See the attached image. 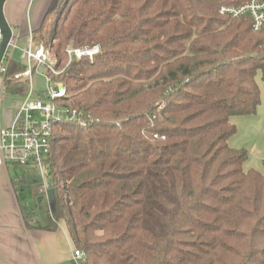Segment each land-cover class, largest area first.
Wrapping results in <instances>:
<instances>
[{"label": "trees", "instance_id": "16d2710c", "mask_svg": "<svg viewBox=\"0 0 264 264\" xmlns=\"http://www.w3.org/2000/svg\"><path fill=\"white\" fill-rule=\"evenodd\" d=\"M244 1L51 0L31 32L62 70L57 103L87 120L55 123L45 161L52 227L86 264H264V173L228 145L264 84V28L218 11ZM6 65L2 91L24 97L26 65Z\"/></svg>", "mask_w": 264, "mask_h": 264}, {"label": "crops", "instance_id": "0c3cea01", "mask_svg": "<svg viewBox=\"0 0 264 264\" xmlns=\"http://www.w3.org/2000/svg\"><path fill=\"white\" fill-rule=\"evenodd\" d=\"M51 0H5L3 15L6 19L12 38L7 46L3 62L15 60L25 64L26 51L34 50L37 44L32 41V31L41 21ZM26 79V78H24ZM29 88L35 93H43L47 82L44 78V67L38 66L31 73ZM44 80V86H37ZM260 88L259 105L256 112L245 116H230L236 131L228 140L233 148L247 150L243 162L245 171L254 169L264 173V84L260 74L256 77ZM3 80L0 76V94L3 93ZM3 106L0 95V124L8 125L22 97L5 96ZM31 165L7 164L0 166V264H82L73 257L74 246L64 221H58L52 227L50 211L47 217H39L31 208L26 197L28 190L43 197L40 193L37 178L31 173L17 170ZM33 166V165H32ZM38 171L33 170V174ZM46 202L47 198L44 196ZM49 206V202H48ZM49 208V207H48Z\"/></svg>", "mask_w": 264, "mask_h": 264}, {"label": "built area", "instance_id": "2783aa9c", "mask_svg": "<svg viewBox=\"0 0 264 264\" xmlns=\"http://www.w3.org/2000/svg\"><path fill=\"white\" fill-rule=\"evenodd\" d=\"M220 14L232 18L249 17L253 31L264 28V0H246L242 4H223L219 6ZM1 38V33H0ZM98 44L83 46H67L68 63L74 58L86 57L92 59L99 53ZM55 60L42 45L36 49H28L25 56L26 69L15 74V78L29 79L32 70L38 66L44 67V78L47 85L43 93H35L30 88L16 107L11 122L0 124V166L7 164L34 165L39 171V191L46 197L48 168L45 161L51 145L54 124L60 121L78 122L86 125L87 120L77 109H69L59 105L57 100L67 95L65 86L55 77L62 70H56ZM7 65L0 63V76L3 78ZM30 80V79H29ZM36 113V116L32 114ZM73 257L77 262L85 261V252L75 249Z\"/></svg>", "mask_w": 264, "mask_h": 264}, {"label": "rangeland", "instance_id": "374dc122", "mask_svg": "<svg viewBox=\"0 0 264 264\" xmlns=\"http://www.w3.org/2000/svg\"><path fill=\"white\" fill-rule=\"evenodd\" d=\"M37 86H42L43 87L44 86V80L42 79L41 83H37ZM0 95L2 96V102H3L2 104L4 106L6 104V98H5L6 95L4 94V92L1 93ZM32 115L36 116V113H33ZM17 170L23 171V172H26V173H31L32 172V177L34 179L37 178L38 175H39V171L36 169V167L34 165L33 166L31 165L30 167H26V168L18 166ZM33 170L38 171V174H37V172L35 174H33ZM43 197L42 196L41 197L40 196L36 197L33 194V189H31V190L29 189L28 190V194H27V197H26L27 201L31 205V208H33V210L37 213V215H39V217H42V218L47 217L48 210H49L48 202H46L45 198H43ZM81 263L82 264H86L85 261H82Z\"/></svg>", "mask_w": 264, "mask_h": 264}, {"label": "water", "instance_id": "95a60500", "mask_svg": "<svg viewBox=\"0 0 264 264\" xmlns=\"http://www.w3.org/2000/svg\"><path fill=\"white\" fill-rule=\"evenodd\" d=\"M4 1L5 0H0V33H1V38H0V63L4 59L7 51V46L9 45L11 38H12V33L10 30V27L4 18L3 15V6H4ZM46 183L48 184L47 192H46V198L49 201H52L54 199V190L51 184L50 177H47Z\"/></svg>", "mask_w": 264, "mask_h": 264}]
</instances>
